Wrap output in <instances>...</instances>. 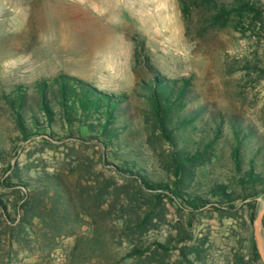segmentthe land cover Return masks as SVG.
Listing matches in <instances>:
<instances>
[{
	"label": "rangeland",
	"instance_id": "obj_1",
	"mask_svg": "<svg viewBox=\"0 0 264 264\" xmlns=\"http://www.w3.org/2000/svg\"><path fill=\"white\" fill-rule=\"evenodd\" d=\"M250 1L264 7V0ZM190 4L191 14L183 18L179 0H0V194L6 199L15 196L2 184L8 163L28 165L31 175L57 171L69 184L79 212L75 220L63 223L53 249L42 240L40 244L33 240L17 242L6 233L0 241V264H98L115 260H120L118 264H141L133 258L122 260L128 242L119 243L120 202L110 209L113 196L106 195L101 206L104 212L91 204L96 178L111 179V185L118 187L123 183L121 176L102 165L100 148L93 144L56 137H50L49 142L40 136L21 140L4 98L15 96L18 87L26 92V103L33 108L35 83L61 73L75 75L108 93H125L145 136L146 102L138 93V83L150 78L142 63L147 56L161 74L189 77L199 99L209 107L242 118L264 135V12L262 21L248 17L241 26L228 23L219 28L206 23L203 6ZM225 127L227 130V124ZM230 141L231 136L227 143L218 145L219 158L204 181H234ZM263 204L264 192L257 197V214ZM166 207V222L151 230L148 239L164 241L176 220L185 223L188 219L186 210L177 211L171 204ZM241 215V221L222 218L210 209L192 215L188 231L194 239H207V256L197 263L230 264L231 253L239 248L240 241L251 233L255 240L253 225L243 212ZM260 236L264 247L261 226ZM92 238L104 240L106 247L104 255H93L94 263L82 255L89 250L86 246L75 253L71 249L76 240L88 242ZM176 257L172 251L167 264H173ZM157 261L148 264H159Z\"/></svg>",
	"mask_w": 264,
	"mask_h": 264
},
{
	"label": "trees",
	"instance_id": "obj_2",
	"mask_svg": "<svg viewBox=\"0 0 264 264\" xmlns=\"http://www.w3.org/2000/svg\"><path fill=\"white\" fill-rule=\"evenodd\" d=\"M193 2L203 6L207 12L203 18L214 27L228 23L241 26L248 17L263 20V5L250 0ZM193 2L179 0L183 18L191 14ZM142 63L150 75L138 83V93L146 102L145 136L125 93H108L75 75L61 73L50 80L37 81L34 108L27 105L22 87L16 89L15 96L4 98L21 140L40 136L46 141L50 137L74 138L93 144L100 148L102 165L121 176L123 183L118 187L111 185V179L96 178L98 185L90 197L92 207L100 212H104L101 206L106 195L113 196L110 209L120 202L119 243L128 242L122 260L133 258L141 264L158 260L159 264H167L170 253L176 251L173 264H200L197 262L207 256V239H194L188 231L193 214L210 209L222 218L241 221L243 212L249 225H253L257 197L264 192V135L242 118L202 102L189 77L169 78L147 56ZM229 136L234 181H204L214 160L219 158L218 145L227 143ZM5 172L2 184L15 196L6 199L0 194V241L9 233V238L17 242L33 240L40 244L42 240L48 249L55 248V235L63 230V223L75 220L79 213L69 184L57 171L43 170L31 175L28 165L8 163ZM167 204L176 205L177 211L186 210L188 219L185 223L176 220L164 241L148 239L151 230L166 222ZM261 227L264 230V216ZM82 246L89 249L82 255H87L92 263L96 261L93 255H104L106 248L101 239L76 240L72 253ZM230 264H262L252 233L232 251Z\"/></svg>",
	"mask_w": 264,
	"mask_h": 264
},
{
	"label": "water",
	"instance_id": "obj_3",
	"mask_svg": "<svg viewBox=\"0 0 264 264\" xmlns=\"http://www.w3.org/2000/svg\"><path fill=\"white\" fill-rule=\"evenodd\" d=\"M263 216H264V204H263L262 208L259 210L256 218L253 221L256 246H257L260 258L262 260V263L264 264V247H263L261 236H260V226L262 224Z\"/></svg>",
	"mask_w": 264,
	"mask_h": 264
}]
</instances>
